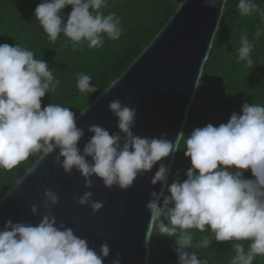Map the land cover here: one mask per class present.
<instances>
[{"label": "clouds", "instance_id": "9594fccd", "mask_svg": "<svg viewBox=\"0 0 264 264\" xmlns=\"http://www.w3.org/2000/svg\"><path fill=\"white\" fill-rule=\"evenodd\" d=\"M227 4L228 0H204L205 7H219L216 32ZM69 6L65 22L62 10ZM108 7L109 0H41L34 17L49 43L62 34L74 52L83 51L85 44L99 49L105 37L118 41L123 33L121 18L115 12L105 14ZM237 9L240 17L259 14L264 21V10L255 0H238ZM262 34L264 28L257 27L256 39ZM254 47L243 31L237 63L251 68ZM210 51L209 46L207 55ZM60 83L46 61L36 59L27 47L0 44V172H12L38 154L42 159L56 153L54 163L65 174L77 171L85 188H92L95 177L109 190L126 191L159 163L150 183L162 187L159 193H150L146 205L149 232L174 240L178 264H208L199 258L198 249L209 248L213 240L232 243L235 254L229 264H253L257 257L264 258V105L245 102L240 114L233 112L226 123L198 127L188 136L180 132L172 141L134 135L136 108L114 99L108 110L116 118L118 132L90 125L91 136L81 150L78 144L85 131L77 126L76 113L59 104L42 108L45 95L55 93ZM76 88L81 96L98 91L85 73L77 74ZM182 145L190 160L186 179L177 176L168 185V167L162 161L181 151ZM92 195L87 191L77 202L97 213L104 205L93 201ZM58 199L48 189L43 201L46 212L41 214L37 205L30 207L31 214L40 217L36 225L6 221L0 229V264H104L110 255L106 242L97 252L71 228L57 224L51 209ZM196 232L209 235L194 245ZM243 242H248L247 249ZM112 264H120V257Z\"/></svg>", "mask_w": 264, "mask_h": 264}, {"label": "water", "instance_id": "95a60500", "mask_svg": "<svg viewBox=\"0 0 264 264\" xmlns=\"http://www.w3.org/2000/svg\"><path fill=\"white\" fill-rule=\"evenodd\" d=\"M174 10L139 56L106 87L109 91L103 89L81 112L83 115L77 116V126L85 131L78 144L81 150L91 136L87 132L90 125L102 126L110 133L118 132L116 118L108 110L109 102L114 99L136 108L134 135L165 136L174 141L180 132L184 133L210 56L207 55L209 46L212 50L213 35L215 38L217 35L219 7H205L204 0H187L177 3ZM176 153L162 161L168 167L167 183ZM55 155L42 159L39 156L0 197V229L9 219L13 223L38 224L40 217L33 216L30 207L37 205L39 212L44 214V192L52 189L59 198L51 209L57 224L71 228L97 252L106 242L110 255L104 264H112L117 256L120 264H149L152 232H149L150 213L146 205L151 199L150 193H159L162 187L150 183L159 163L151 172L138 176L126 191L117 187L109 190L95 177L92 188L88 189L77 171L65 174L54 163ZM87 191L92 192L93 201L103 202L99 212L93 213L90 207L78 204V198Z\"/></svg>", "mask_w": 264, "mask_h": 264}, {"label": "trees", "instance_id": "16d2710c", "mask_svg": "<svg viewBox=\"0 0 264 264\" xmlns=\"http://www.w3.org/2000/svg\"><path fill=\"white\" fill-rule=\"evenodd\" d=\"M182 1L184 0H109V7L104 11L105 14L115 12L121 18V38L118 41H109L105 37L102 48L88 49L85 44L83 51L74 52L62 34L55 43H49L34 17L35 8L41 0H0V44L27 47L34 52L36 59H44L61 83L55 93L45 95L42 108L49 103L59 104L70 107L78 116L139 56L174 14L175 5ZM255 2L264 10V0ZM237 4L238 0H228L225 7L219 31L190 108L185 136L207 124L219 126L226 123L233 112L240 114L245 102L250 105H264V34L259 39L254 35L257 27L264 28V21L259 14L240 17ZM70 11V6L62 10L65 22ZM245 30L255 45L251 54V68L237 63L236 50L241 33ZM78 73L92 77V83L98 88L97 93L91 96L80 95L76 88ZM38 157L39 154L30 157L12 172H0V197L21 178ZM188 167L190 160L185 157L182 145L181 151L176 153L168 185L177 176L181 181L186 179ZM245 175L251 178L250 172ZM208 235V232H196L193 244ZM243 243L247 249L248 242ZM174 246L172 238L152 232L149 264H178ZM234 254L231 242L217 243L213 240L209 248L198 249L199 258L206 259L208 264H229ZM253 264H264V258L257 257Z\"/></svg>", "mask_w": 264, "mask_h": 264}]
</instances>
